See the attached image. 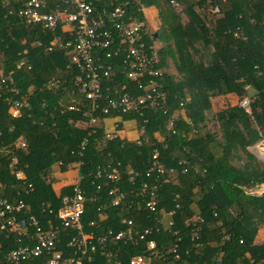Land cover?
<instances>
[{
    "label": "trees",
    "instance_id": "1",
    "mask_svg": "<svg viewBox=\"0 0 264 264\" xmlns=\"http://www.w3.org/2000/svg\"><path fill=\"white\" fill-rule=\"evenodd\" d=\"M139 3L157 11L158 29L147 30L145 37L157 54L164 106L145 111L144 123L132 121L138 119L134 115L120 116L119 135L102 145L103 123L114 114L98 115L92 127H77L85 119L68 106L81 103L83 96L67 51L54 45L51 33L17 16V0H0V197L22 202L39 218L42 204L56 210L60 197L70 193L69 186L53 191L54 166L59 173L72 167L86 195L100 197L85 205V231H116L120 219L132 220L138 231L153 230L156 218L171 223L147 237L154 242L152 250L144 242L117 243L122 264L136 255L149 259L148 264H264V241H255L258 231H264V192L254 193L264 187V162L249 151L264 142V0ZM136 15L146 28V19ZM156 40L158 48L152 43ZM49 81L57 88H45ZM119 84L142 95L134 82L122 78L116 85L103 83L109 88L103 94L111 96ZM244 98L249 112L239 107ZM169 116L173 122L167 129ZM124 122L143 125L146 143L128 140ZM20 139L26 147L13 152L24 181L15 179L11 157L4 152ZM154 152L173 175L145 178ZM107 166L119 170L117 186L127 193L122 208L109 205L106 193L113 184L93 178L97 167ZM125 171L137 173L133 184ZM23 182L31 192L22 189ZM143 184L148 193L155 188L153 213L143 205L149 195L135 197ZM16 239L0 230V256L19 245Z\"/></svg>",
    "mask_w": 264,
    "mask_h": 264
},
{
    "label": "built area",
    "instance_id": "2",
    "mask_svg": "<svg viewBox=\"0 0 264 264\" xmlns=\"http://www.w3.org/2000/svg\"><path fill=\"white\" fill-rule=\"evenodd\" d=\"M19 9L17 16L31 27H39L44 32L52 34V42L67 51L69 64L75 67L78 74L75 83L78 93L83 96L82 102L68 106V110L78 112L85 119L77 127H92L98 122V115H111L110 126L103 128L100 139L102 145L119 135L117 122L120 116L134 115V122H147L144 112L150 109L163 108L165 94L161 84V73L156 69L157 54L154 48L148 46L146 31L136 14L145 18V8L139 0H17ZM212 11L218 12L213 6ZM146 19V18H145ZM51 48L48 47V50ZM23 65L20 61L18 66ZM119 78L134 82L142 95H134L127 90L125 84H119L111 96L103 94L108 91L103 83L116 85ZM45 88H57V83L49 81ZM19 106V105H15ZM239 107L249 112V101L244 98ZM17 110L12 116L17 115ZM164 114V111H163ZM166 128L172 127L173 118L169 116ZM136 145L146 143L143 125H135ZM85 140L79 144L83 149ZM26 143L19 140L13 149H4L10 155L9 166L16 180L24 181V173L17 169V159L14 153L24 149ZM15 150V152H13ZM174 174L173 169H166L159 162L157 154L151 156V161L144 173L145 178L153 174ZM129 182L138 176L137 173L125 171ZM96 181H108L113 184L107 190L109 205L121 207L127 193L117 185L120 184L117 167H97L93 173ZM156 180V179H155ZM70 193L60 197V206L53 210L49 204H42L39 218L30 214V207L22 202L11 203L0 197V230L7 238L15 236L18 246L0 256V264H122L117 243L137 245L144 242L147 250L154 248V242L147 237L161 230H166L171 223L162 224L155 219L156 227L135 229L130 219H120V229H108L101 235L84 230L81 219L85 214L86 203H97L99 195H86L80 185V178L75 170L68 185ZM26 192H31L30 184L23 182ZM143 184L135 193V197L149 195L144 202L145 208L155 212V188L147 192ZM101 190V184L95 186ZM132 194V191H128ZM100 207L97 208V211ZM99 219L105 218L98 214ZM90 221L89 226H93ZM174 234V233H173ZM174 252V250H172ZM149 259L136 255L126 259L125 264H148Z\"/></svg>",
    "mask_w": 264,
    "mask_h": 264
},
{
    "label": "rangeland",
    "instance_id": "3",
    "mask_svg": "<svg viewBox=\"0 0 264 264\" xmlns=\"http://www.w3.org/2000/svg\"><path fill=\"white\" fill-rule=\"evenodd\" d=\"M144 14H145V18H146V21H147V24H146L147 30L156 31L158 29V21H157V16H156V14H157L156 8L155 7L145 8ZM152 43L155 44L156 47L158 48V44H159V41L158 40L153 41ZM211 129L212 130H216V126L215 125H211ZM249 151L251 152V154H253L255 156L256 159L264 162V142L257 143L252 148H250ZM69 170L72 173L75 172V169L72 168V167H70ZM57 171H58L57 167L54 166V168H53V174L57 173ZM63 174H64V172H63ZM56 177H58V174H56ZM48 179H49V176H48ZM65 179L67 180V176L65 177ZM62 180H64V179H62ZM59 181H61V179ZM70 182H71V179H70ZM263 191H264V187H261L259 190H257L254 193L255 194H260ZM255 241L257 243H261V242L264 241V231L263 230L258 231V233H257V235L255 237Z\"/></svg>",
    "mask_w": 264,
    "mask_h": 264
},
{
    "label": "crops",
    "instance_id": "4",
    "mask_svg": "<svg viewBox=\"0 0 264 264\" xmlns=\"http://www.w3.org/2000/svg\"><path fill=\"white\" fill-rule=\"evenodd\" d=\"M113 122H110L109 120L104 122L103 125L104 127H108L112 124ZM123 129H124V134L127 138L129 139H133L136 134L134 131V123L128 122V123H123L122 124ZM74 173V172H73ZM73 173L68 169L66 172L63 173H59L57 171V173L53 174V177L55 178V180L52 182V189L55 193H58L59 190H61L63 187H66L69 185L70 183V179L73 177ZM56 174H58V177H56ZM67 176V180L65 179V177ZM61 179V181H59ZM64 179V180H62Z\"/></svg>",
    "mask_w": 264,
    "mask_h": 264
},
{
    "label": "water",
    "instance_id": "5",
    "mask_svg": "<svg viewBox=\"0 0 264 264\" xmlns=\"http://www.w3.org/2000/svg\"><path fill=\"white\" fill-rule=\"evenodd\" d=\"M264 192V191H263Z\"/></svg>",
    "mask_w": 264,
    "mask_h": 264
}]
</instances>
